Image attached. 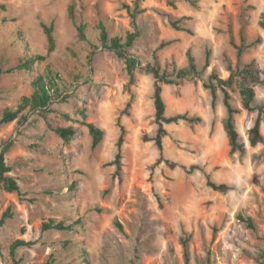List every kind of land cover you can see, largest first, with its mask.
Returning a JSON list of instances; mask_svg holds the SVG:
<instances>
[{
	"label": "rangeland",
	"instance_id": "374dc122",
	"mask_svg": "<svg viewBox=\"0 0 264 264\" xmlns=\"http://www.w3.org/2000/svg\"><path fill=\"white\" fill-rule=\"evenodd\" d=\"M125 4L133 8L134 0H0V116L31 94L37 76L58 81L61 91L45 112L24 110L0 124V150L22 193L0 192V214L10 202L15 211L0 230V264H12L7 250L16 238L32 244L16 250L14 264H42L49 253L53 264H185L183 240L189 264H264V114L263 139L255 146L248 130L257 110L235 114L246 150L231 153L222 92L212 108L205 87L212 71L227 76V62L264 70V0H142L135 20L139 35L126 48L132 81L124 58L89 42L99 21L122 42L135 31ZM70 12L86 24V38ZM40 21L53 23L52 51ZM243 44L248 47L238 57ZM188 52L198 73L178 79ZM27 58H33L29 66L20 67ZM150 67L176 82L162 84L166 116L202 118L165 124L163 154L173 167L157 162L151 140L156 123ZM239 88L229 90L237 108ZM254 89L255 105L262 106L264 84ZM118 117L126 128L122 181L113 176L114 166L104 165L116 152ZM84 122L103 131L94 149ZM67 126L74 131L68 139L53 131ZM207 179L229 188L213 190ZM239 216L250 218L253 227ZM49 217L73 222L75 229L41 232L40 222Z\"/></svg>",
	"mask_w": 264,
	"mask_h": 264
},
{
	"label": "trees",
	"instance_id": "16d2710c",
	"mask_svg": "<svg viewBox=\"0 0 264 264\" xmlns=\"http://www.w3.org/2000/svg\"><path fill=\"white\" fill-rule=\"evenodd\" d=\"M142 0H134V6L131 8L129 5H124V8L127 9L129 16L131 17L133 27L135 29L134 32L127 33L125 37V41L122 42V38L120 36H110L105 23L103 21H99L95 26H93L92 33L95 36L94 41L89 42L94 45L96 48L98 45L113 51L117 56L124 58L125 63L127 65V71L130 76V81H132L134 73H133V64L131 59L129 58L130 54L126 48L131 47L139 35L138 28L136 25V16L142 13V9L140 8V3ZM171 2V0H169ZM191 3L193 0H188ZM3 6H0L2 8ZM70 17L74 22V26L79 31L82 38L87 37L88 28L86 24L79 21L76 22L72 12H70ZM175 26V24H173ZM40 26L46 36L48 42V51H52L54 49L55 40L53 37V23L46 24L43 21H40ZM261 26L264 28V15L261 20ZM248 46L240 45L237 47V56L240 57L242 52ZM36 58H42L41 55H34ZM188 62L185 68L179 69L176 72V77L178 79H184L190 75H195L198 73L197 66L194 60V57L190 52L187 54ZM33 58L24 59L20 67L27 68L32 61ZM204 66H208V57H206ZM149 70L154 75V84H153V109H154V121L156 123V132L151 140L154 141L158 151L159 157L157 162H165L168 166L173 167L174 164L172 162H168L164 158V148L162 138L166 134L165 124L171 122H177L180 120L186 121L190 124L200 123L202 122L201 116H193L188 115L187 113H178L172 116L165 115V102L162 97V84H172L176 83L175 80L169 78L166 74L160 73L157 68L150 67ZM227 76L221 77L219 74L214 73L213 71L209 75V80L205 84V87L210 90L211 94V106L214 108L215 100L217 98V91L220 90L222 92V103L226 109V118L224 121V128L228 138V144L230 148V152H239L244 153L246 150V146L244 142L239 140V134L236 129L234 116L241 109L251 112L257 110V116L253 122V125L248 130V142L250 146H255L260 143L263 139L261 133V119L264 114V104L262 106L255 105V96L256 92L254 89L255 84H264V70L259 69L258 67L248 64L245 66H233L231 62H227L226 65ZM234 84H237L239 88V93L241 97V108L235 107L230 100L229 90L232 88ZM33 91L29 95H23L20 98L19 103L15 108H5L0 116V124H7L17 119L20 113L24 110L33 111V112H45L48 109L51 101L58 97L61 94L59 90L58 81L51 80L50 82H45L41 76H37L32 81ZM130 106V102H127L126 107ZM82 116L85 114L82 112ZM22 117V116H21ZM84 125L87 127L90 135H91V148L94 149L101 141L103 131L101 128L96 126L92 122H84ZM117 126L119 128L118 137L116 140V152L114 157L106 162L105 166H114L113 176L117 177L119 181H122V169H123V144L125 142L126 128L119 121V117L117 118ZM53 131L59 135L62 139H68L73 134V129L71 126L67 127H56ZM149 140L150 138H145ZM207 185L216 191L225 192L229 186L225 183L216 184L210 179H207ZM0 192L13 193L18 198L21 196V187L19 184L18 177L13 173V168L4 158V153L0 150ZM15 217V211L13 209V203L10 202L4 211L0 214V230H2L9 220ZM241 217V216H239ZM243 221L249 227H253V222L250 218H242ZM75 225L73 222H66L63 219H57L53 217H49L40 222V231H73L75 229ZM119 225V224H118ZM120 226V225H119ZM32 243L28 240H24L22 238H16L10 241L8 246V256L11 258L12 264L17 263L15 258L16 250L21 247L30 246ZM183 246V256L185 258V264H189V258L186 250V242L182 241ZM2 251V247L0 245V252ZM2 254V252H1ZM3 255V254H2ZM55 259L51 253L48 254V258L42 264H53Z\"/></svg>",
	"mask_w": 264,
	"mask_h": 264
},
{
	"label": "built area",
	"instance_id": "2783aa9c",
	"mask_svg": "<svg viewBox=\"0 0 264 264\" xmlns=\"http://www.w3.org/2000/svg\"><path fill=\"white\" fill-rule=\"evenodd\" d=\"M33 111H29V113H32Z\"/></svg>",
	"mask_w": 264,
	"mask_h": 264
}]
</instances>
